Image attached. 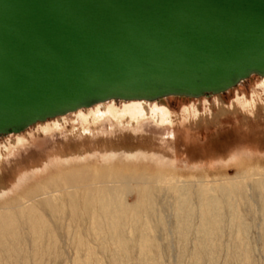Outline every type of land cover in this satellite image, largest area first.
<instances>
[{
  "label": "rangeland",
  "instance_id": "1",
  "mask_svg": "<svg viewBox=\"0 0 264 264\" xmlns=\"http://www.w3.org/2000/svg\"><path fill=\"white\" fill-rule=\"evenodd\" d=\"M263 82L252 74L199 98L99 102L0 136V170L10 189L0 198V213L18 221V240L13 245L6 237L0 248L2 264H264ZM254 100L252 109L242 106ZM111 103L119 110L133 103L164 107L175 121L147 114L120 124L107 116L86 124L89 134L71 135L81 116ZM57 120L64 122L60 128H39ZM125 144L142 156L126 159ZM115 154L120 163L104 166ZM67 167L76 168L61 173ZM50 175L57 176L46 181ZM109 199L117 211L121 206V222L108 227L101 206ZM208 200L220 205L218 231L208 242L217 247L201 253ZM182 201L188 213L183 232Z\"/></svg>",
  "mask_w": 264,
  "mask_h": 264
},
{
  "label": "water",
  "instance_id": "2",
  "mask_svg": "<svg viewBox=\"0 0 264 264\" xmlns=\"http://www.w3.org/2000/svg\"><path fill=\"white\" fill-rule=\"evenodd\" d=\"M252 74L264 75V0H0V135Z\"/></svg>",
  "mask_w": 264,
  "mask_h": 264
},
{
  "label": "bare ground",
  "instance_id": "3",
  "mask_svg": "<svg viewBox=\"0 0 264 264\" xmlns=\"http://www.w3.org/2000/svg\"><path fill=\"white\" fill-rule=\"evenodd\" d=\"M253 75H257V76H264V75H258V74H253ZM250 77V76H248ZM264 83V82H263ZM238 84V83H237ZM236 85V84H235ZM233 87V86H232ZM231 87V88H232ZM262 89H263V92H264V85L261 86ZM215 94H219V93H212L210 95H215ZM205 95H199V96H195V97H192V98H199V97H203ZM163 97H158V98H155V99H147V101H153V100H159V99H162ZM109 100H114V99H107V100H103V101H99V102H106V101H109ZM127 101V100H146V99H141V98H131V99H118V101ZM114 101H117V100H114ZM255 101V100H254ZM251 101V102H247V101H242V106L246 107V109H252L253 107H255V104H256V101ZM99 102H95L93 103L92 105L88 106V107H91L93 106L94 104L96 103H99ZM247 102V103H246ZM218 105L221 106V104L219 103V101H217ZM88 107H84V108H88ZM155 107V105H154ZM240 107V106H239ZM221 108V107H220ZM79 109H82V108H78L76 110H79ZM96 112L90 116H79L81 118V125L79 128L75 127L73 129V131H71V135L73 134H79V130H82L83 132L85 133H90V128L86 126V124L88 123H98V122H101V119H105V117L109 116L110 118H112L113 120L115 121H118L120 124H123L125 121H137L138 119L140 118H143L145 117L147 114H149L150 116H152L155 121L157 122H161V121H164V120H168L169 122H173L175 121V116L170 114L168 112V110H164V107H161V108H158V109H148L147 105L144 104V103H133L131 105H128L126 107H124L122 110H119L118 108H116L112 103L109 105V106H105V105H98L96 107ZM243 109V107H242ZM75 111V110H74ZM74 111H71V112H74ZM71 112H68L66 114H69ZM172 113V112H171ZM66 114H62V115H66ZM60 116V115H59ZM56 117V116H55ZM53 117V118H55ZM49 119H52V118H49ZM48 120V119H47ZM46 121V120H44ZM40 122H43V121H40ZM166 122V121H165ZM38 123V122H36ZM34 123V124H36ZM66 123V122H65ZM32 124V125H34ZM64 122H61L60 123V120H57L56 122H51L47 125H45L44 127L43 126H40L39 128L40 129H52V128H60L61 126H63ZM31 125V126H32ZM29 127V126H28ZM28 127L24 128L22 131H24L25 129H27ZM20 131V132H22ZM20 132H17V133H20ZM8 134H16V133H8ZM8 134H5V135H8ZM87 134V135H88ZM5 135H0V136H5ZM92 137V136H91ZM14 139V138H13ZM22 139V137L20 138L18 136V141H20ZM25 139V138H24ZM16 140V139H15ZM13 140V142L15 141ZM23 140V139H22ZM106 141V140H105ZM109 142V141H108ZM116 144L115 141L113 142H110L107 144V148L108 146H111L113 144ZM118 143L119 140H118ZM106 144V143H104ZM120 147V145H118ZM123 146V145H122ZM131 145H126L125 144V148H124V155L126 157V159H134V158H137V157H141L142 153L136 149V148H133L132 146L130 147ZM136 146V145H135ZM110 148V147H109ZM117 148V146L115 147ZM122 148V147H120ZM8 148H4L3 150H7ZM111 149V148H110ZM79 150V149H78ZM81 150V149H80ZM2 152V151H1ZM79 152V151H78ZM84 152V151H83ZM82 152V153H83ZM112 152H114V150H112ZM81 154V153H80ZM76 155V154H75ZM105 155V154H104ZM2 157V154L0 155ZM62 156V155H60ZM85 156V154H84ZM63 157V156H62ZM76 157V156H75ZM74 157V158H75ZM81 156H79L80 158ZM64 158H65V154H64ZM77 158V157H76ZM116 154L112 156V159L110 157H105L103 159V165L104 166H107L109 164H112L113 161H117L120 163V161H118L116 159ZM60 159V158H59ZM73 159V158H72ZM71 159V160H72ZM62 160H67V159H63ZM74 160V159H73ZM72 160V163H74V161ZM78 160V159H77ZM81 160V159H80ZM78 160V161H80ZM68 162H69V159H68ZM67 163V162H66ZM62 164V163H61ZM69 164V163H68ZM68 164H65V165H68ZM86 164V165H85ZM70 166V165H69ZM85 167V166H88V163H84V165H77V167ZM112 166V165H111ZM76 167H67L66 169H63L61 170V173L63 172H69L71 171L72 169H74ZM60 173L58 172L57 175H59ZM49 175V174H48ZM57 175H50L48 178H46L45 180H50L51 178H53L54 176L56 177ZM3 175H2V172L0 170V190L1 189H5L4 191H0V198H5V196L8 193V191L10 189H8L6 187V185L3 183ZM52 180V179H51ZM43 182V181H42ZM42 182H38L36 184H34L33 186L35 187L36 185H39L41 184ZM7 190V191H6ZM31 190V189H30ZM230 190V189H229ZM103 191H105L103 189ZM7 192V193H6ZM20 193L18 194H21V191H19ZM207 200V199H206ZM225 201V200H224ZM102 202V201H101ZM103 203V202H102ZM102 203H100L102 205ZM219 203L217 201H207L206 204H205V213L207 215L204 216L203 220H201V224L199 226V231L201 233V238H200V252L204 253L205 251V247L207 246L208 247V250L207 252L211 253L212 250L214 251V249L217 247L216 244H209L208 242L214 238V234L217 233L218 231V224H219V214H218V207H219ZM188 208V207H187ZM178 209L180 210L181 212V217H180V229L181 231L183 232L186 228V224H187V209H186V204H185V201H182L179 206H178ZM121 210V206H120V209ZM118 210V211H119ZM118 211H117V205L111 200L109 199L108 201H105V203H103V205L101 206V213H102V216H104L105 220H106V223H107V226L108 224H112L115 223L116 221H118L120 218L118 217ZM123 211V210H122ZM1 212V211H0ZM99 214V213H98ZM101 215V214H100ZM99 215V216H100ZM101 216V217H102ZM100 217V219H102ZM31 219V218H30ZM32 220V219H31ZM116 220V221H115ZM101 221V220H100ZM123 221V220H122ZM16 221L15 218L8 214V213H0V248L3 246L5 247V244H4V239L6 237H8L11 242H15L16 240H18V233H17V228H16ZM120 222H121V219H120ZM124 224V222H123ZM34 225V223H33ZM118 226V224H117ZM123 226V225H122ZM34 227V226H33ZM109 227V226H108ZM31 228V227H30ZM240 231L242 232L243 231V228L240 229ZM8 239V240H9ZM212 241V240H211ZM10 242V243H11ZM12 242V244H13ZM6 243V242H5ZM208 243V244H207ZM214 243V242H213ZM16 244V243H15ZM10 245V244H9ZM14 245V244H13ZM11 245V246H13ZM8 246V245H6ZM241 247V245H240ZM10 248V247H9ZM14 248V246L12 247ZM11 248V249H12ZM243 248V247H242ZM15 249V248H14ZM1 250V249H0ZM6 251H8V249L5 248ZM199 251V250H198ZM245 249H242L241 251V254L243 255L245 253ZM15 252V251H14ZM2 253V252H0ZM5 253V251H4ZM200 253V254H201ZM236 253V252H235ZM6 254V253H5ZM9 255V252L7 253ZM6 254V255H7ZM16 254V252H15ZM14 255V254H13ZM198 255V254H197ZM239 255V254H238ZM198 258V257H197ZM196 258V259H197ZM2 257L0 255V264H2Z\"/></svg>",
  "mask_w": 264,
  "mask_h": 264
}]
</instances>
